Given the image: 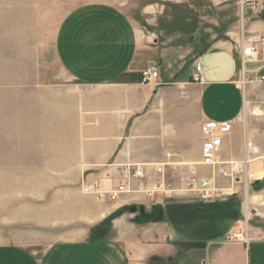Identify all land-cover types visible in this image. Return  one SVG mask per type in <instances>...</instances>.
Segmentation results:
<instances>
[{
	"label": "crops",
	"instance_id": "0c3cea01",
	"mask_svg": "<svg viewBox=\"0 0 264 264\" xmlns=\"http://www.w3.org/2000/svg\"><path fill=\"white\" fill-rule=\"evenodd\" d=\"M52 1L0 0V182L2 228L9 232L0 241V264H264V220L227 240L246 220L244 204L228 226L207 224L198 235L209 233L196 241L165 219L164 205L176 201L159 204L161 220L137 224L129 205L146 212L156 206L147 208L143 193L98 200L80 185L103 179L109 191L123 180L124 166L143 165L158 179L150 166L162 164L175 199L180 177L212 175L201 163V124L237 118L222 138L220 158L246 157L249 180L264 178V42L244 64L239 38L214 41L194 55L159 46L116 5L89 1L73 7L53 34L56 75L43 39L48 15L40 10ZM244 29L264 37V18L248 16ZM197 60L202 84L190 80ZM148 66L158 75L143 84ZM217 185L236 195L240 184L219 177ZM181 195L186 199L178 203L200 202Z\"/></svg>",
	"mask_w": 264,
	"mask_h": 264
},
{
	"label": "rangeland",
	"instance_id": "374dc122",
	"mask_svg": "<svg viewBox=\"0 0 264 264\" xmlns=\"http://www.w3.org/2000/svg\"><path fill=\"white\" fill-rule=\"evenodd\" d=\"M89 1H104L116 5L136 21L142 31L158 40L159 46L173 45L183 50L193 49L194 55L214 41H231V38H239L241 28L246 26L247 17L253 14L257 15L260 6L264 3V0H53L49 2V7L45 4L44 7L40 6L44 15H48V22L43 24V39H47L49 42V54L53 34L63 17L76 5ZM252 4L255 6V10L252 8ZM11 52L13 51L11 50ZM11 52H9V48L6 51L2 49L3 57L5 56L7 59L11 57L9 56L12 55ZM19 52L21 51L16 53L19 55ZM48 64L52 74H60V68L52 60L51 54ZM0 91H2V86H0ZM106 170L104 168L101 172ZM0 178H2V167H0ZM260 179L263 178L256 180ZM83 182L85 181H82L80 185ZM4 193L5 189L3 195H5ZM181 194L185 193L181 192L175 199L172 198V195L163 197L155 194L153 201H148L146 207L148 208L152 204L163 205L168 201H176L164 205V217L178 229L182 227L187 239L198 241L202 238L201 241H203L209 232L198 234H201L203 227L205 228L207 224L215 223V227L220 229L228 226L227 224L233 220L234 214L243 207V204L246 220H242V223L236 227L240 232L247 224H259L264 220V185L256 189L253 182L250 181L244 186L239 185L236 195L213 202L178 203L180 200L186 199ZM254 195L255 198H252ZM195 200L198 199L195 198ZM127 215L133 218L132 213L127 212ZM107 225L108 223H105V227ZM196 225L202 226L196 227ZM197 229H199L198 232ZM2 234L5 237L9 232L2 228V182H0V241ZM221 239H225V237ZM184 261V264H187L186 259Z\"/></svg>",
	"mask_w": 264,
	"mask_h": 264
},
{
	"label": "built area",
	"instance_id": "2783aa9c",
	"mask_svg": "<svg viewBox=\"0 0 264 264\" xmlns=\"http://www.w3.org/2000/svg\"><path fill=\"white\" fill-rule=\"evenodd\" d=\"M252 8L255 10L253 4ZM261 42H264V37H249L244 27L241 28L238 48L242 64L254 61L258 52V44ZM157 75V69L148 66L142 70L140 82L149 84L157 78ZM190 80L200 84L205 82L202 74V66L198 60L194 62V73L190 76ZM239 120V118L228 121L206 120L201 124L200 130L203 137L201 163L211 167L213 172L210 177H198L193 171H191L188 176L180 177L178 188L181 192L194 194L199 201L212 202L225 199L235 194L233 191L230 193L225 192L222 187L218 186L217 178H229L232 186L236 184L244 186V184L250 183L249 177L246 175L247 164L249 162L246 157L229 161H223L220 158L222 138L230 132L234 122ZM246 147H249L248 143H246ZM225 166L228 169L225 168ZM150 170L153 173L159 174L160 177L157 179L148 174L143 165L124 166L120 170V175L123 177V180L121 179L122 181L109 191L102 190L103 179H98L93 183L83 182L81 184V189L85 193L96 196L98 200H103L105 198L115 200L119 194L133 191L143 193L149 201H153L152 199L155 194L162 195L163 197H170L175 191V187L172 183L167 182L164 176V166H162V164H152ZM103 173L104 179L111 180L112 176L108 170ZM134 180L136 184L133 187L131 181ZM141 180L153 182V189H143ZM242 233L243 231L240 232L238 229L234 230L227 237V240L240 239L242 238Z\"/></svg>",
	"mask_w": 264,
	"mask_h": 264
},
{
	"label": "water",
	"instance_id": "95a60500",
	"mask_svg": "<svg viewBox=\"0 0 264 264\" xmlns=\"http://www.w3.org/2000/svg\"><path fill=\"white\" fill-rule=\"evenodd\" d=\"M258 16L259 18H264V3L259 8ZM253 185L256 189H259L260 186L264 185V178L260 180H255L253 182ZM128 211L130 213L136 214L133 221L137 224H142L150 221L155 222L162 219V211L159 205L152 206L150 213L146 212L144 205H129Z\"/></svg>",
	"mask_w": 264,
	"mask_h": 264
},
{
	"label": "trees",
	"instance_id": "16d2710c",
	"mask_svg": "<svg viewBox=\"0 0 264 264\" xmlns=\"http://www.w3.org/2000/svg\"><path fill=\"white\" fill-rule=\"evenodd\" d=\"M119 212H120V211H119ZM119 212H115L114 214H112V215L108 218V220L111 219L112 217L116 216Z\"/></svg>",
	"mask_w": 264,
	"mask_h": 264
},
{
	"label": "bare ground",
	"instance_id": "6f19581e",
	"mask_svg": "<svg viewBox=\"0 0 264 264\" xmlns=\"http://www.w3.org/2000/svg\"><path fill=\"white\" fill-rule=\"evenodd\" d=\"M232 192V190H229L228 193ZM252 198H255V195L252 197ZM248 205V204H247Z\"/></svg>",
	"mask_w": 264,
	"mask_h": 264
},
{
	"label": "flooded vegetation",
	"instance_id": "af4514ba",
	"mask_svg": "<svg viewBox=\"0 0 264 264\" xmlns=\"http://www.w3.org/2000/svg\"><path fill=\"white\" fill-rule=\"evenodd\" d=\"M151 208H152V207H151ZM151 208L149 209L148 213H150V212H151Z\"/></svg>",
	"mask_w": 264,
	"mask_h": 264
}]
</instances>
